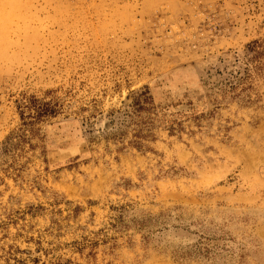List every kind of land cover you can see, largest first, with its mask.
Instances as JSON below:
<instances>
[{
  "label": "rangeland",
  "instance_id": "obj_1",
  "mask_svg": "<svg viewBox=\"0 0 264 264\" xmlns=\"http://www.w3.org/2000/svg\"><path fill=\"white\" fill-rule=\"evenodd\" d=\"M0 264H264V0H0Z\"/></svg>",
  "mask_w": 264,
  "mask_h": 264
},
{
  "label": "trees",
  "instance_id": "obj_2",
  "mask_svg": "<svg viewBox=\"0 0 264 264\" xmlns=\"http://www.w3.org/2000/svg\"><path fill=\"white\" fill-rule=\"evenodd\" d=\"M145 94H146V92L143 91V92L136 94V96L134 97L135 100H133L131 107L135 111H141L142 109H144L143 104L146 102L145 99H148V98L147 97L142 98L141 96H146ZM23 106L29 110V113L32 114L30 116V118L33 119L30 123L32 125L34 124V120H39V119H42L44 117L51 116L55 113V109L52 107L50 102L39 101L38 99H36L34 97H32L31 99L26 101V103ZM21 118L23 119V113H21ZM29 130H31V128ZM135 136L138 137V134H136ZM24 141H26V137L24 135V132L17 135V144L18 145L22 144ZM134 142H136V146L139 145V143L137 141H134ZM9 144H11V137L8 138L6 149L8 148Z\"/></svg>",
  "mask_w": 264,
  "mask_h": 264
}]
</instances>
